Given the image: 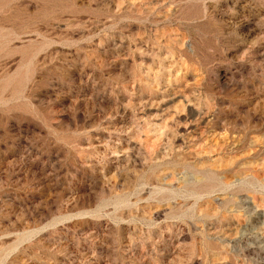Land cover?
Returning <instances> with one entry per match:
<instances>
[{
	"label": "rangeland",
	"instance_id": "374dc122",
	"mask_svg": "<svg viewBox=\"0 0 264 264\" xmlns=\"http://www.w3.org/2000/svg\"><path fill=\"white\" fill-rule=\"evenodd\" d=\"M0 264H264V0H0Z\"/></svg>",
	"mask_w": 264,
	"mask_h": 264
}]
</instances>
